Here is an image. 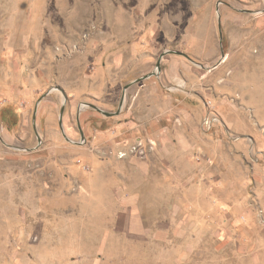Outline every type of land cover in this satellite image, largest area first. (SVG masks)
Wrapping results in <instances>:
<instances>
[{"label":"rangeland","instance_id":"rangeland-1","mask_svg":"<svg viewBox=\"0 0 264 264\" xmlns=\"http://www.w3.org/2000/svg\"><path fill=\"white\" fill-rule=\"evenodd\" d=\"M0 264H264V0H0Z\"/></svg>","mask_w":264,"mask_h":264},{"label":"water","instance_id":"water-1","mask_svg":"<svg viewBox=\"0 0 264 264\" xmlns=\"http://www.w3.org/2000/svg\"><path fill=\"white\" fill-rule=\"evenodd\" d=\"M160 62H161V59H159L158 60V64H160ZM53 89H60L63 93H64V90L62 89V88H60V87H56V88H52V89H50L45 95H47L51 90H53ZM65 94V93H64ZM66 97V96H65ZM36 112V111H35ZM63 113H64V106L62 107V109H61V117H60V124L62 125V122H61V119H62V116H63ZM81 133H82V135H83V132H82V130H81Z\"/></svg>","mask_w":264,"mask_h":264}]
</instances>
